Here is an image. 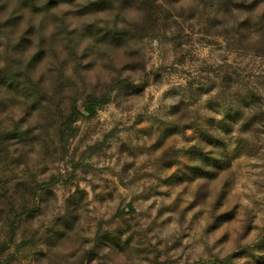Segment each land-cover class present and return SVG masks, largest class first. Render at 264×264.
<instances>
[{"label": "rangeland", "instance_id": "1", "mask_svg": "<svg viewBox=\"0 0 264 264\" xmlns=\"http://www.w3.org/2000/svg\"><path fill=\"white\" fill-rule=\"evenodd\" d=\"M0 264H264V0H0Z\"/></svg>", "mask_w": 264, "mask_h": 264}, {"label": "trees", "instance_id": "2", "mask_svg": "<svg viewBox=\"0 0 264 264\" xmlns=\"http://www.w3.org/2000/svg\"><path fill=\"white\" fill-rule=\"evenodd\" d=\"M97 102H98V101H97ZM98 103H99V102H98ZM100 103H101L102 105H106V102H105V101H101ZM88 111L91 112V109H88ZM92 113H93V112H91V114H92Z\"/></svg>", "mask_w": 264, "mask_h": 264}]
</instances>
